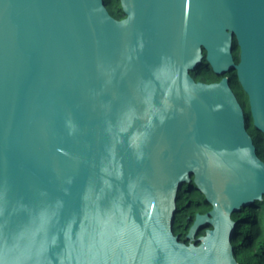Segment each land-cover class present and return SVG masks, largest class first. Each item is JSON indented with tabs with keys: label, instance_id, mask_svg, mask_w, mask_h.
I'll use <instances>...</instances> for the list:
<instances>
[{
	"label": "water",
	"instance_id": "water-1",
	"mask_svg": "<svg viewBox=\"0 0 264 264\" xmlns=\"http://www.w3.org/2000/svg\"><path fill=\"white\" fill-rule=\"evenodd\" d=\"M119 4L0 0V264H240L264 160L229 77L190 72L234 70L264 134V0Z\"/></svg>",
	"mask_w": 264,
	"mask_h": 264
},
{
	"label": "trees",
	"instance_id": "trees-1",
	"mask_svg": "<svg viewBox=\"0 0 264 264\" xmlns=\"http://www.w3.org/2000/svg\"><path fill=\"white\" fill-rule=\"evenodd\" d=\"M110 14L116 18L123 16L119 0H104ZM235 61H238L239 49L234 45L232 50ZM190 74L196 80L213 82L223 76L229 77V84L247 116V131L252 136L257 147L259 156L264 160V134L256 130L249 115L248 98L241 88L234 70L224 75H217L211 66L203 59L202 64ZM184 185L178 195L177 211L174 215L173 232L179 235L180 240L186 241V233L196 212H205L210 209V204L204 200L203 195L196 189L194 184L187 190ZM189 199H191L189 201ZM264 198L256 201L252 206L245 207L239 213H233L232 218L238 221L237 230L233 237L235 255L240 264H264ZM190 216L191 219H188ZM202 233V232H201Z\"/></svg>",
	"mask_w": 264,
	"mask_h": 264
},
{
	"label": "flooded vegetation",
	"instance_id": "flooded-vegetation-1",
	"mask_svg": "<svg viewBox=\"0 0 264 264\" xmlns=\"http://www.w3.org/2000/svg\"><path fill=\"white\" fill-rule=\"evenodd\" d=\"M122 17H124V13H123V16L118 17V18H122ZM192 184H193V182H190V185L188 186L187 190H189V189L192 187ZM184 185H186V184H183V185L181 186V188H182ZM189 191H190V190H189ZM190 200H191V199H189V201H190ZM207 203H208V202H207ZM208 210H209V209H208ZM205 212H206V211H205ZM205 212H196V213H205ZM196 213H195V214H196ZM194 217H195V215H194ZM188 219H191L190 216H188ZM193 219H194V218H193ZM193 219H192V220H193ZM191 222H192V221H191ZM204 230H205V227L202 228V229H200L196 236L202 235V234L204 233ZM201 232H202V233H201Z\"/></svg>",
	"mask_w": 264,
	"mask_h": 264
}]
</instances>
